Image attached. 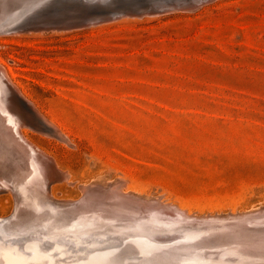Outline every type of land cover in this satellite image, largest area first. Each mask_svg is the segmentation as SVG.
Wrapping results in <instances>:
<instances>
[{"label": "rangeland", "instance_id": "1", "mask_svg": "<svg viewBox=\"0 0 264 264\" xmlns=\"http://www.w3.org/2000/svg\"><path fill=\"white\" fill-rule=\"evenodd\" d=\"M189 7L0 36L19 95L67 135L24 128L70 175L58 200L123 181L198 216L264 214V0Z\"/></svg>", "mask_w": 264, "mask_h": 264}, {"label": "bare ground", "instance_id": "2", "mask_svg": "<svg viewBox=\"0 0 264 264\" xmlns=\"http://www.w3.org/2000/svg\"><path fill=\"white\" fill-rule=\"evenodd\" d=\"M209 1L0 0V36L31 32L29 18L51 15L53 8L48 20L35 23L84 27L85 21L95 25L135 15L132 11L169 12L181 4L192 10ZM65 11L71 17L62 16ZM2 66L0 195L12 194L14 206L9 215H0V264H264V221L258 220L264 214L198 216L163 198L143 201L123 181L105 191L85 186L76 201L58 200L55 182L72 184L70 175L24 128L33 126L61 141L67 135L17 105L19 90Z\"/></svg>", "mask_w": 264, "mask_h": 264}, {"label": "water", "instance_id": "3", "mask_svg": "<svg viewBox=\"0 0 264 264\" xmlns=\"http://www.w3.org/2000/svg\"><path fill=\"white\" fill-rule=\"evenodd\" d=\"M180 5H177L176 6V8H178ZM53 10H55L54 8H53ZM53 10L51 11V12H53ZM161 10H167V9H161ZM133 13H135V15H141V14H145L144 12H137V11H132ZM155 12H160L159 10L158 11H156L155 10ZM49 17H50V15L49 14H44V15H37V16H32V17H30L29 19H31L32 18V20H33V23H28L27 24V27H28V29H31V30H40V28L39 27H44V29H50V28H46V27H50L51 25L50 24H48V25H42V24H40V23H38V24H36L35 22H36V20H40V21H44V20H48L49 19ZM115 18V17H114ZM31 20V21H32ZM30 21V22H31ZM88 22H90V21H88ZM97 22H101V20H98ZM85 25H87V21H85L84 22V24H83V26H85ZM53 26V25H52ZM81 26V25H80ZM55 28V27H54ZM22 30V29H21ZM15 95H16V97H17V99H18V103H17V105H19V107L20 108H24V109H26L25 108V106H27L28 108H29V111L30 112H32L37 118H38V115L36 114V112L33 110V108L32 107H30V105H28V103L18 94V93H16L15 92Z\"/></svg>", "mask_w": 264, "mask_h": 264}]
</instances>
